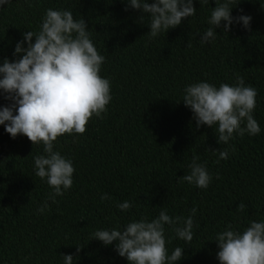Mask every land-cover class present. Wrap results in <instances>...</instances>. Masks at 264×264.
<instances>
[{
    "label": "trees",
    "instance_id": "trees-1",
    "mask_svg": "<svg viewBox=\"0 0 264 264\" xmlns=\"http://www.w3.org/2000/svg\"><path fill=\"white\" fill-rule=\"evenodd\" d=\"M218 2L193 0L194 16L154 38L148 35L150 15L127 0H9L0 7V65L18 58L17 42L27 31H40L47 9L71 10L74 19L85 20L105 57L100 76L110 81L112 97L83 135L53 142L75 169L72 187L55 200L46 178L35 175L43 144L22 134L12 138L0 125V264H64L68 254L73 264H129L115 242L105 246L93 233L122 231L142 218L150 222L162 210L187 218L193 208L191 242L165 225L168 254L179 246L184 251L176 264H220L219 232L228 225L243 232L251 221H264V0H237L232 9L233 17L251 16L250 30L240 22L226 32L222 21L215 39L202 43ZM238 76L257 91L253 117L261 131L219 144L216 126L196 127L182 102L184 89L198 82L234 86ZM5 95L0 90V108L12 103ZM225 149L228 159H219ZM194 158L212 177L207 189L183 180ZM124 201L132 205L127 211L117 207ZM241 202L243 212L237 210Z\"/></svg>",
    "mask_w": 264,
    "mask_h": 264
},
{
    "label": "clouds",
    "instance_id": "clouds-1",
    "mask_svg": "<svg viewBox=\"0 0 264 264\" xmlns=\"http://www.w3.org/2000/svg\"><path fill=\"white\" fill-rule=\"evenodd\" d=\"M8 2L0 0V7ZM127 4L141 14L150 15L148 35L152 38L179 26L197 11L193 0H154L153 3L127 0ZM237 4V0H222L215 5L208 20L213 27L200 37L202 43L215 39V30L221 27L222 21L226 22L223 24L226 32L233 23L240 22L250 30L251 16L231 15ZM87 29L85 20L74 19L71 10L47 9L40 31H27L17 42L13 55L18 58L14 61L5 58L0 65V90L12 102L0 108V125L5 126L12 138L22 134L33 145L43 144L45 155L34 158L35 175L42 180L46 178L53 189L49 197L52 200L72 187L75 171L71 160L53 150V142L64 134L83 135L93 115L102 118L112 99L110 81L100 76L105 57L98 53ZM184 93L182 102L193 112L196 127L216 126L219 144H227L234 134L242 137L245 133L250 136L260 133L253 117L257 91L245 86L242 77H237L234 86L225 83L217 88L208 82L194 83L186 86ZM228 155L227 149L220 151L219 159L227 160ZM189 167L190 174L183 175V180L207 189L212 177L206 167L197 163L196 158ZM106 199L107 194L101 197L102 201ZM47 207L45 204L38 211L43 213ZM117 207L127 211L132 205L124 201ZM245 208L243 202L237 206L241 212ZM191 211L192 215L184 218L169 216L162 210L150 222L142 218L129 222L122 231L98 230L93 233V239L105 246L115 242V250L129 264H176L183 257L184 248L178 246L168 254L165 225L171 226L181 241L191 242L194 238L192 216L196 209ZM214 241L218 244L220 264H264V221H251L243 232L228 225ZM80 250L77 247V254ZM63 257L64 264H73V255Z\"/></svg>",
    "mask_w": 264,
    "mask_h": 264
}]
</instances>
